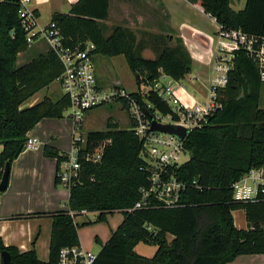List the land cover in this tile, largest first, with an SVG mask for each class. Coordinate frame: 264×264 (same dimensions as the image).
Here are the masks:
<instances>
[{
	"label": "trees",
	"instance_id": "obj_1",
	"mask_svg": "<svg viewBox=\"0 0 264 264\" xmlns=\"http://www.w3.org/2000/svg\"><path fill=\"white\" fill-rule=\"evenodd\" d=\"M186 1L222 28L264 37V0H245L238 11L231 8V0ZM19 9V0H0V180L5 164L23 149L26 134L42 119L63 118L69 105L61 96L22 107L58 81L63 67L49 50L16 66L18 54L28 48ZM108 11L109 0H77L68 13L53 14L50 23L59 27L69 46L91 42L94 56H122L136 85L150 84L160 72L177 82L190 74L191 59L181 39L169 45L170 38L164 37L165 43L153 49L155 58L146 59L144 44L137 47L129 29L115 26L106 35L101 22L107 20ZM263 84L256 65L245 52H238L227 85L217 91L221 109L188 134L183 144L189 158L172 168L176 179L187 184L176 206L149 199L146 206L134 208L142 199L140 189H147L150 180L140 157L142 141L132 129H120L107 119L104 130L88 131L85 151L101 149V159L80 162L77 179L68 189V211L15 217L51 218L48 261H39L33 250L21 253L6 247L1 237L0 254L7 252L10 264H57L62 248L79 246L78 226L69 212L79 215L81 211L95 214L94 222H105L114 212L123 216L92 264H227L238 256L264 254V200L236 203L231 189L250 169L264 166V109L259 106ZM132 95L163 116L172 114L154 92ZM43 155L59 163L66 153L44 146ZM238 210L244 212L246 229L234 225L232 213ZM94 241L99 243L97 238ZM138 244L156 247L154 255H138L134 250Z\"/></svg>",
	"mask_w": 264,
	"mask_h": 264
},
{
	"label": "built area",
	"instance_id": "obj_2",
	"mask_svg": "<svg viewBox=\"0 0 264 264\" xmlns=\"http://www.w3.org/2000/svg\"><path fill=\"white\" fill-rule=\"evenodd\" d=\"M18 11L25 40L30 47L37 38L47 44L48 50L54 53L63 67L59 77L62 96L69 105L64 110V116L73 123L71 150L65 158L56 163L55 177L58 184L69 189L77 179L80 162L97 163L101 159V149L95 152L85 151V137L80 135L81 122L87 112L111 104H121L129 121V129L142 141L141 159L146 163L150 186L140 189L142 199L134 208H141L154 199L166 207L179 204L180 195L187 184L176 179L172 168L178 167L182 155L188 153L184 141L165 133L152 132L145 110L149 111L154 120L161 124L180 126L189 131L200 128L206 123L205 118L221 104L217 102V91L223 89L229 80V74L234 68V59L238 52H245L256 65L260 81L264 83V37L248 35L241 29H225L218 26L215 35L214 63L212 77L203 101H197L193 95L186 92L179 82L161 73L150 84L137 85L136 92H129L116 82L103 86L98 82L94 64V45L91 42L69 46L54 23L38 29L37 18L33 11L27 8L28 0H19ZM154 92L172 110V114L163 116L146 103L142 106L132 94L141 97L148 92ZM179 91L184 99L178 95ZM39 141L34 137L27 138L24 150H34ZM232 199L236 203L264 200V166L250 169L231 185ZM74 216V213H69ZM79 214H89L81 211ZM95 215V214H93ZM95 255L83 251L79 246L62 248L57 264H92Z\"/></svg>",
	"mask_w": 264,
	"mask_h": 264
},
{
	"label": "crops",
	"instance_id": "obj_3",
	"mask_svg": "<svg viewBox=\"0 0 264 264\" xmlns=\"http://www.w3.org/2000/svg\"><path fill=\"white\" fill-rule=\"evenodd\" d=\"M28 1L27 8L32 10L37 16L36 22L38 29L46 27L50 23L53 14L68 13L71 6L77 2V0ZM244 3L245 1L240 8H234V10H241ZM230 6L233 8L231 2ZM144 15H150L157 24L162 21L161 17H163V21H165L166 24L162 25V31L158 33H151L146 30L139 32L145 33L146 36L159 37L163 35L164 37H168L171 41L169 45H175V40L177 38L181 39L191 59V72L193 65H197V60L200 61L198 64L202 65L208 63L210 59H213L214 63L215 35L218 25L211 16L204 14L186 0H109L108 18L101 23L106 26V35H109L111 29L115 26H121L133 31L132 28L135 24H141ZM159 26L160 25H158V27ZM153 32L156 31L153 30ZM42 41L44 43H42ZM46 50H48V47L45 41L41 38H37L26 51L18 54L16 66L28 62L38 54L44 53ZM144 52L151 53L153 56L152 59L156 56L155 51L151 48H145L142 54ZM95 57L96 56H94V59ZM208 67L210 68L209 65ZM191 72L185 76L184 79L195 85V93L188 91L187 85L180 86L194 97V94L201 93V101H203L206 97L208 87L205 88L204 86L203 88V84H201L198 76L195 74L191 76ZM96 76L98 82L101 84V76L98 75L97 72ZM52 84L45 88L46 94L42 97L38 98V94L44 89L29 98L27 101H30V103L27 107L38 103L44 97H48L52 101L58 100L62 96V92L60 91V95L57 99L50 97L55 91L51 89ZM178 95L180 98L184 99L180 91ZM98 109H94L91 112L89 111V115ZM115 123L119 126L117 120ZM72 130L73 123L66 116L61 119L45 118L40 120L26 134L27 138L34 137L39 141L37 148L34 150L22 149L18 156L10 162L8 185L4 191H0V237L3 244L6 247H14L21 253L33 250L37 259L44 263L49 259V243L52 227L51 218L47 216H33L27 218L15 217L33 215L36 213L50 214L59 211H68L67 203L69 199V190L55 183L56 160L45 157L43 155V147L49 146L57 149L61 153H68L71 150L70 139L72 137ZM78 216L83 217V219L77 221L76 217ZM90 216H93L94 219H90ZM122 219V215L120 218H117L114 222L115 226H112L110 231L115 230ZM94 220L95 215L92 213L86 215L74 214L73 216L74 224L78 226L77 234L79 247L83 251L92 254L93 252L89 251V246H84L81 232L83 230L82 228L85 226L103 223L94 222ZM105 222L108 223V217ZM235 227L238 228L236 225ZM90 229L96 235L94 240L95 238L99 240L101 249V244L103 245L108 240L111 232L109 235H104V237L101 238L100 229L97 227H92ZM238 229H246V221L245 224H241ZM99 250H97V253ZM153 255L147 254L140 256L151 258ZM242 256H252L253 258L258 256L257 258L264 259V254ZM240 257L241 256L236 257L232 262L227 264H240L238 262Z\"/></svg>",
	"mask_w": 264,
	"mask_h": 264
},
{
	"label": "rangeland",
	"instance_id": "obj_4",
	"mask_svg": "<svg viewBox=\"0 0 264 264\" xmlns=\"http://www.w3.org/2000/svg\"><path fill=\"white\" fill-rule=\"evenodd\" d=\"M245 0H231V4L234 8H240ZM163 15V14H162ZM144 19L142 20L141 24H135L134 27L132 28L133 31H131L134 35L135 38V44L137 47L140 48L142 44H144L145 48H151L158 50V47L162 43H165L164 41V36L160 35L159 37H153L149 36L143 32L146 30L151 33H158L162 31V25L166 24L163 17H161L162 21L159 22L158 24L154 22L153 18L150 17V15H144ZM158 25H160L158 27ZM156 31V32H153ZM42 43H44L42 41ZM143 57L147 59H152L153 56L151 53L144 52ZM197 60V65H193L192 67V72L191 76L194 74L198 76L201 84H203V88L205 86L209 87L210 80L212 77V68H213V59H210L208 63L198 64ZM94 64H95V71L97 72L98 75L101 76L100 80L102 81L101 84L103 86L107 87L110 86L112 83L118 82L122 88L126 89L129 92H136L135 90L137 89V85L134 80L133 74L130 72L129 68L126 65V62L122 56H117V57H103V56H96L94 59ZM210 66V68L208 67ZM179 84L184 86L187 85V90L195 93V85L189 82L188 80H181L179 81ZM51 89L55 90L53 94L50 95L53 99H57L60 95L61 87L58 81H54V83L51 85ZM44 94H46L45 89L41 91L38 94V98L42 97ZM197 101H201L202 99V94L201 93H196L194 94ZM30 101L25 102L22 106L25 108L29 105ZM259 106L260 108L264 109V84L259 90ZM98 109V108H96ZM94 110V109H92ZM91 110V111H92ZM90 111V112H91ZM87 112L84 120L81 122V127H80V135L82 137H85V134L88 131H99V130H104L105 129V124L107 122V119H111L112 122H116V120L119 123V128L120 129H129V124L127 120V114L124 109H122L121 104H111L107 106L100 107V109L96 110L95 112H92L90 115ZM71 140V139H70ZM69 140V144H70ZM189 158V153H186L182 155L181 157V162H186ZM122 213H117L114 212L113 214L108 216V223L103 222L95 225H89L85 226L82 229L81 235L84 240V246L88 247L89 246V251H92L94 255L97 254V250L100 249V244L96 243L94 241V237L96 236L95 233L90 229L92 227H97L100 229V236L101 238L104 237V235H109L110 234V229L114 225V222L117 220V218H120ZM123 217V216H122ZM234 217V223L235 225L240 228L241 224H245V218H244V212L242 210L234 211L233 213ZM90 219H94L93 216L89 217ZM83 217L78 216L76 217V220H81ZM115 228V227H114ZM88 245V246H87ZM156 247L154 246H148L144 244H138L137 247L135 248L136 252L140 255H153ZM258 257V256H257ZM253 258L252 256H241L238 260L240 264H264V259L263 258ZM0 264H1V258H0Z\"/></svg>",
	"mask_w": 264,
	"mask_h": 264
},
{
	"label": "water",
	"instance_id": "obj_5",
	"mask_svg": "<svg viewBox=\"0 0 264 264\" xmlns=\"http://www.w3.org/2000/svg\"><path fill=\"white\" fill-rule=\"evenodd\" d=\"M145 115L148 121L150 122V130L152 132L170 134V135L175 136L178 140L185 139L189 134L188 130L180 126H176L172 124H161V123L156 122L154 118L152 117L151 113L147 110H145ZM21 149H22V146L16 152L14 158L18 156V154L21 152ZM9 167H10V163L7 162L3 168V172H2V176L0 180V191H4L8 185ZM0 258L2 260V264H10V259H9V255L7 252H2L0 254Z\"/></svg>",
	"mask_w": 264,
	"mask_h": 264
}]
</instances>
